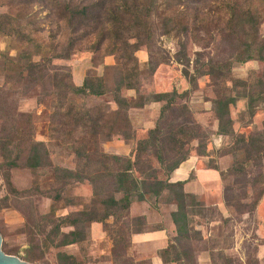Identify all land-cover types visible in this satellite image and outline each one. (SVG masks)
Masks as SVG:
<instances>
[{
    "label": "trees",
    "instance_id": "obj_1",
    "mask_svg": "<svg viewBox=\"0 0 264 264\" xmlns=\"http://www.w3.org/2000/svg\"><path fill=\"white\" fill-rule=\"evenodd\" d=\"M35 2L24 0L26 5ZM46 7H50L48 24L56 25L47 45L39 44L41 39H37L44 32L36 27L42 18L0 13V39L7 38L15 45L5 52L0 49V148L10 168L17 167L24 159L26 168L33 172L50 167L53 173L49 178L53 194L50 213L46 220L34 221L32 228H27L29 247L25 261L34 264L51 250L87 243L91 239L92 224L107 228L115 221L125 220L133 203L145 202L148 198L154 200L157 211H160L159 203L175 207L170 216L176 237L188 238L193 219L204 213L213 216L216 212L224 220L217 210H205L195 194L185 192L188 180H170L190 158L193 142L198 143L199 155H205V145L200 146L203 138L200 126L195 125L187 106L179 104L187 92L139 94L132 99L122 95L124 90L139 91L142 73L135 56L139 50H149V60L143 66L150 73L163 63L152 56L156 35L176 41V61L183 66V75L191 86H196L200 78L209 80L214 93L211 112L216 121V134L232 139L224 155H231L234 161L227 171L220 173L224 206L238 216L255 212L264 196V121L259 130L247 135L236 133L231 109L244 102L247 124L257 114L264 113V37L259 34L264 22V0H94L76 4L51 0ZM58 36L65 38L64 47L54 42ZM189 40L194 47L199 42L206 41V47L214 43V54L204 60L201 53L195 52L192 58L187 49ZM88 41L92 52L103 51L115 61L113 66L105 68L114 70L117 76L112 90L103 76L96 75H87L81 86H75L69 82L68 69L55 64L68 59L79 43ZM251 61L262 66L260 74L252 72L244 80L233 77L236 66ZM40 85L38 102L50 103L51 109L48 115L51 125L43 134L49 142L36 140L34 117L20 113L17 108L19 97ZM106 95L112 96L117 106L115 111H91L74 101ZM150 103L161 104L158 120L154 128L135 141L131 130L125 128L127 112ZM109 111V117L114 116L112 119H107ZM118 134L134 140L129 156L118 157L99 150L100 140L107 142ZM52 148H61L72 156L74 168L53 166ZM210 165V169L217 170L214 163ZM84 182L94 188L90 204L71 216L56 218L70 186ZM66 201L63 207L74 205ZM131 221L136 226L127 239L121 230L113 237L106 232L112 248L123 245L122 257L132 264H150L149 261L133 262L129 256L130 237L161 227L148 225L144 217ZM47 227L50 228L45 234ZM198 235L201 239V234ZM171 244L168 242L159 252L162 264H182L179 257L171 259ZM213 249H210L211 264H234V259L222 251L215 255ZM56 259L59 264H82L65 253H57ZM257 263L255 258L253 264Z\"/></svg>",
    "mask_w": 264,
    "mask_h": 264
},
{
    "label": "rangeland",
    "instance_id": "obj_2",
    "mask_svg": "<svg viewBox=\"0 0 264 264\" xmlns=\"http://www.w3.org/2000/svg\"><path fill=\"white\" fill-rule=\"evenodd\" d=\"M49 1L51 0H36L35 3L26 5L24 0H0V13H7L12 16L31 14L35 18H42V20L37 21L36 27L41 28L44 32L37 39H41L38 42L39 44L47 45L56 30L55 23L48 24L50 7L46 6H48ZM54 1H70L76 4L80 2L90 3L94 0ZM259 34L264 37V22L259 28ZM204 38L203 36L202 39ZM54 42L60 43L63 47L66 44L65 38H62V36H58ZM88 44L89 41L79 43L68 59L56 61L55 64L68 69L69 82L75 86H81L87 75H96L103 76L107 87L112 90L116 84L117 76L114 70L107 71L105 68L113 66L115 64L114 59L107 57L103 51L92 52L91 49H88ZM206 44H208L206 41L199 42L198 46L194 47L192 41L189 40L187 46L189 56L193 58L195 52H198L206 60L208 56L214 54V43H209L207 47ZM12 46L15 45L9 39H0L1 51L5 52ZM177 51L178 46L175 40L156 35L152 47V56L155 60H163V63L158 65L153 73H150L149 68L143 66L149 60V50L146 48L139 50L135 54L142 73L139 77V91L136 93L134 90H124L122 93L125 98L132 99L139 94L150 96L173 91L178 94L187 92V95L179 100V104L187 106L195 125H199L201 128L200 135L203 138L200 146L205 145V155H199V151H197L198 143L193 142L190 147L192 149L191 156L188 159V163L192 164V170L184 176L180 175L177 179L188 180L185 192L195 194L205 210H217L225 221L219 219L216 212L213 216H206L204 213L203 216L195 217L193 224L190 225L188 238L176 237V233L171 237L169 236L167 242L172 243L173 248L170 253L171 259L179 257L183 260L182 264H211L210 249L214 248L213 254L216 255L219 251H222L225 255L234 259V264H253L255 258L257 264H264V196L251 215L238 216L233 212L229 213L225 208L223 202L224 186L219 181L218 176H220V173L227 171L234 161L231 155H224L232 139L229 136H218L216 134V121L211 112L214 93L209 80L200 78L197 80L196 86H191L183 75V66L176 61L175 54ZM14 54V52H11V55ZM190 70L192 72V69ZM261 70L262 66L260 64L251 61L236 66L232 75L234 78L244 80L252 72L260 74ZM41 90L40 85L26 95L19 97L17 108L20 113L30 114L34 117V125L37 128L36 140L49 142L48 137L43 134L44 130L51 125L48 118L51 109L48 107L50 103L46 105L39 104L38 98L40 92H42ZM74 101L76 104H84L87 109L96 112L107 109L115 111L117 108L111 95L102 98H75ZM160 107V103H150L141 109L134 108L127 112L128 125L125 128L131 130L132 139H135V141L141 139L149 130L154 128L158 120ZM244 111V102H239L231 109L234 131L247 135L261 129L264 113L257 114L251 123L247 124L248 117L244 115ZM110 113L111 111L108 112L107 119L114 117H109ZM132 139H127V136L124 137L122 134H118L113 136L110 141L100 140L99 150L108 155L127 157L134 147L135 142ZM52 152H54L51 157L53 166L74 168L72 156H69L61 148H52ZM14 157L15 153L12 155V158ZM211 163L217 166L216 171L210 169ZM52 176L53 173L50 167L35 172L26 168L24 159L20 161L17 167L10 168L8 159L5 158L0 148V234L5 254L19 257L25 261L26 251L29 247L25 235L27 228H32L34 221H40L42 218L46 220L50 213L52 204L50 196H53V194L51 192L52 188H50L52 180L50 181L49 178H52ZM36 192H41V194ZM93 197L94 188L90 183L73 184L70 186L67 195H64L56 213V218L71 216L83 210L84 206L90 204ZM66 200L72 201L74 205L63 207L67 203ZM159 204L160 211H157L153 206L154 200L152 198H148L147 201L142 203H133L135 209L132 214L131 212L128 213L127 219L115 221L114 223L110 220L113 224L107 228H103L99 224H92L90 226L91 239L87 243L51 250L44 254L41 261L34 264H59L56 259L57 253L72 255L82 264H132L128 259L122 257L124 254L123 245L112 248L108 235L113 237L116 234L117 236V231L121 230L127 239L136 226L131 220L140 214L143 215L148 225L163 227L172 221L170 213L175 207H166L162 203ZM49 228L47 227L45 234ZM63 231L67 232L68 230ZM198 234H201V239ZM225 238L226 243H224ZM41 250L42 247L37 254H40ZM187 255H190L191 258L189 259ZM129 256L132 257L133 262H147L149 259V253L145 247L140 249L133 245L130 248Z\"/></svg>",
    "mask_w": 264,
    "mask_h": 264
},
{
    "label": "crops",
    "instance_id": "obj_3",
    "mask_svg": "<svg viewBox=\"0 0 264 264\" xmlns=\"http://www.w3.org/2000/svg\"><path fill=\"white\" fill-rule=\"evenodd\" d=\"M191 166L192 164L188 163V161L182 163L180 167L171 175V182L186 181L179 178L177 179V177H180V175L184 176L189 171H191ZM218 179L220 181V176H218ZM134 209L135 206L131 205L129 212H131L132 214ZM172 211L174 210H171V212ZM138 217H143V215L140 214L138 215ZM174 233H176V230L172 221H170L166 225L161 227L159 230L146 231L140 234H132L130 237L131 247L132 245L137 246L140 249H142V247H145V249L149 253L148 261L150 262V264H162L161 259L159 257V252L166 248L169 236H173Z\"/></svg>",
    "mask_w": 264,
    "mask_h": 264
},
{
    "label": "water",
    "instance_id": "obj_4",
    "mask_svg": "<svg viewBox=\"0 0 264 264\" xmlns=\"http://www.w3.org/2000/svg\"><path fill=\"white\" fill-rule=\"evenodd\" d=\"M0 264H31L26 262L19 257L7 255L3 251V240L0 234Z\"/></svg>",
    "mask_w": 264,
    "mask_h": 264
}]
</instances>
